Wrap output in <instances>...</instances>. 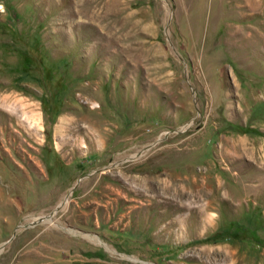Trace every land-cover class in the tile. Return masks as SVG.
I'll list each match as a JSON object with an SVG mask.
<instances>
[{
	"label": "rangeland",
	"instance_id": "obj_1",
	"mask_svg": "<svg viewBox=\"0 0 264 264\" xmlns=\"http://www.w3.org/2000/svg\"><path fill=\"white\" fill-rule=\"evenodd\" d=\"M238 126L264 0H0V264H264Z\"/></svg>",
	"mask_w": 264,
	"mask_h": 264
},
{
	"label": "trees",
	"instance_id": "obj_2",
	"mask_svg": "<svg viewBox=\"0 0 264 264\" xmlns=\"http://www.w3.org/2000/svg\"><path fill=\"white\" fill-rule=\"evenodd\" d=\"M240 129H243V130H246V131H249V132H254V133H258L260 135H263L264 136V133L262 132H259V131H256L254 130L253 128H249V127H244V126H238Z\"/></svg>",
	"mask_w": 264,
	"mask_h": 264
},
{
	"label": "water",
	"instance_id": "obj_3",
	"mask_svg": "<svg viewBox=\"0 0 264 264\" xmlns=\"http://www.w3.org/2000/svg\"><path fill=\"white\" fill-rule=\"evenodd\" d=\"M185 126H187V125H185ZM58 208H59V206L57 205V207L53 210V212H55Z\"/></svg>",
	"mask_w": 264,
	"mask_h": 264
},
{
	"label": "bare ground",
	"instance_id": "obj_4",
	"mask_svg": "<svg viewBox=\"0 0 264 264\" xmlns=\"http://www.w3.org/2000/svg\"><path fill=\"white\" fill-rule=\"evenodd\" d=\"M59 206V208H61L62 207V204H60V205H58Z\"/></svg>",
	"mask_w": 264,
	"mask_h": 264
}]
</instances>
